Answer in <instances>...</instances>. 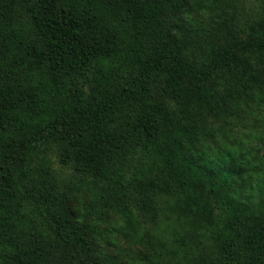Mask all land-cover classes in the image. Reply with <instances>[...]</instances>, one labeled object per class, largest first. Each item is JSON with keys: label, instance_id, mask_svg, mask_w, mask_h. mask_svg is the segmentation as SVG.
Segmentation results:
<instances>
[{"label": "trees", "instance_id": "16d2710c", "mask_svg": "<svg viewBox=\"0 0 264 264\" xmlns=\"http://www.w3.org/2000/svg\"><path fill=\"white\" fill-rule=\"evenodd\" d=\"M254 2L0 0V264H264Z\"/></svg>", "mask_w": 264, "mask_h": 264}, {"label": "rangeland", "instance_id": "374dc122", "mask_svg": "<svg viewBox=\"0 0 264 264\" xmlns=\"http://www.w3.org/2000/svg\"><path fill=\"white\" fill-rule=\"evenodd\" d=\"M256 11V3L254 0H240L239 3V15L240 20L244 23H249L252 17L255 15ZM51 160L53 162V167L60 172H63V169L60 167L58 163V159L55 155L51 157Z\"/></svg>", "mask_w": 264, "mask_h": 264}]
</instances>
